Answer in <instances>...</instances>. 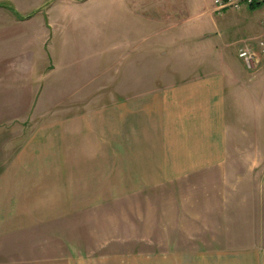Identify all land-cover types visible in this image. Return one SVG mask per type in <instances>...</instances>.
I'll use <instances>...</instances> for the list:
<instances>
[{"label": "crops", "instance_id": "obj_1", "mask_svg": "<svg viewBox=\"0 0 264 264\" xmlns=\"http://www.w3.org/2000/svg\"><path fill=\"white\" fill-rule=\"evenodd\" d=\"M121 1L138 23L139 0ZM199 5L180 58L166 47L141 80L140 43L121 44L105 94L52 113L0 165V264H264V144L231 139L264 118V81L237 56L264 23Z\"/></svg>", "mask_w": 264, "mask_h": 264}, {"label": "rangeland", "instance_id": "obj_2", "mask_svg": "<svg viewBox=\"0 0 264 264\" xmlns=\"http://www.w3.org/2000/svg\"><path fill=\"white\" fill-rule=\"evenodd\" d=\"M200 1L139 0L138 23L121 0L8 1L21 20L0 7V165L15 155L29 132L50 122L52 113L83 110L85 105L74 101L105 94L99 79L107 70L109 80L116 78L121 44L140 43V65L146 64L140 66L141 80L144 73L152 74L151 65H163L165 58L162 62L157 55L166 47L180 58L185 44L193 42L186 37L201 18L202 7H194ZM254 13L262 16V7ZM189 51L179 76L195 67L194 51ZM150 54L153 62H148ZM255 71L252 79L264 81V56ZM162 77L160 72L156 79ZM234 122L232 142L264 144V118L247 114Z\"/></svg>", "mask_w": 264, "mask_h": 264}, {"label": "built area", "instance_id": "obj_3", "mask_svg": "<svg viewBox=\"0 0 264 264\" xmlns=\"http://www.w3.org/2000/svg\"><path fill=\"white\" fill-rule=\"evenodd\" d=\"M262 7L261 22L264 23V0H212L213 12L222 14L225 11H238L243 7ZM264 54V40L256 41L255 46L241 48L237 56L243 62L246 69L254 71Z\"/></svg>", "mask_w": 264, "mask_h": 264}, {"label": "trees", "instance_id": "obj_4", "mask_svg": "<svg viewBox=\"0 0 264 264\" xmlns=\"http://www.w3.org/2000/svg\"><path fill=\"white\" fill-rule=\"evenodd\" d=\"M8 9H10L12 11V13H14L16 16H19V13L17 11H15L12 7H7ZM251 8H256V7H253L251 6Z\"/></svg>", "mask_w": 264, "mask_h": 264}]
</instances>
